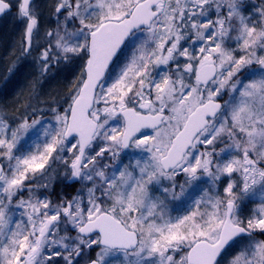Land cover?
Masks as SVG:
<instances>
[{"label": "snow or ice", "instance_id": "6c2138e0", "mask_svg": "<svg viewBox=\"0 0 264 264\" xmlns=\"http://www.w3.org/2000/svg\"><path fill=\"white\" fill-rule=\"evenodd\" d=\"M15 6L9 76L82 63L66 106L0 107V264H264V0H54L47 46Z\"/></svg>", "mask_w": 264, "mask_h": 264}, {"label": "rangeland", "instance_id": "374dc122", "mask_svg": "<svg viewBox=\"0 0 264 264\" xmlns=\"http://www.w3.org/2000/svg\"><path fill=\"white\" fill-rule=\"evenodd\" d=\"M54 0H35L33 2V7L37 13L38 16V28H37V36L36 39H39L40 41H42L43 39L46 40L45 37V33L47 32V24H49V16L52 18L53 14H52V7L51 5L53 4ZM13 6H15V0H12ZM253 3H259V0H245V4L246 5H251ZM17 8V7H16ZM17 10V9H16ZM249 11H251L252 9L249 7L248 9ZM247 14V13H246ZM55 17V16H54ZM11 19L15 20L13 21V23H9V24H16V27L12 29V32L14 34L17 35V39L13 38L15 37L14 35L9 37V40H7V38L5 37L3 39V37L1 36V29L3 26H1L0 23V52L2 49H4L6 47V45H9V48H11V45H14L16 43H19L25 28V23L22 22L20 19L17 18V12H15L14 14L11 15ZM10 19V20H11ZM11 20V21H12ZM53 24H56V19H54ZM56 27V25H55ZM10 29V30H11ZM3 32V31H2ZM8 37V35H6ZM3 40V41H2ZM36 50V49H34ZM20 57V54L19 56ZM17 57V58H18ZM34 55L32 54V56L27 57V58H23L21 57L19 59V63L17 65V67L19 68V72H23L24 75H27L25 78L23 77V75H20L21 77H16L17 73L16 71L9 76L8 73V68L12 65L13 61H16L15 58L11 57H4L1 53L0 56V99L3 97V92H5V89L7 91L10 90V94L12 96H14V102L10 101L8 96H7V92L4 95V103L0 102V106L4 107L8 110L9 114H12L15 110V108L18 106V102L19 100H21V95L23 97H29L31 96L32 99L34 98H39L41 99V94H40V90L42 89V92L45 93L47 90H52V88L46 83L44 84L46 81H48L49 79L50 82H55V80L58 78V75L54 76L53 73H51L52 71H49V73L43 77H41L39 75V71L37 67H34V60H33ZM37 68V70H36ZM68 72L70 74H72L71 70H68ZM5 77H8L7 81H5ZM16 78V79H14ZM19 78V79H18ZM72 78V77H71ZM35 81V84L32 85L30 82ZM31 85V86H30ZM45 99V98H44ZM44 99L40 100L44 101ZM62 98H60V100L58 101L61 102ZM52 100L48 101V104L55 106L54 103H51ZM20 103V102H19ZM3 104V105H2ZM56 104V103H55ZM49 117L51 116V113L47 114ZM142 154L135 152L132 149L127 150V154L123 156V162L124 163H128L129 160H135L136 158H139ZM110 162V161H109ZM53 167H57L56 165H53ZM60 173L62 174L63 169H59ZM56 180H60L61 182H64L63 179L61 178V176H57L56 179L54 180V182ZM178 182H182L184 180V176L181 174L178 178H177ZM167 183V182H165ZM204 187H206L207 185H203ZM80 187V185H79ZM154 195H159V192H154ZM198 194V193H197ZM25 195H27V193H25ZM58 196V191H56L54 188L52 189V198L56 199ZM72 196H70L71 198ZM255 207V204L252 202L247 203L245 209H244V213L245 215H247L251 209ZM173 215H176V212L172 213ZM259 237H264V236H258L257 239H260ZM95 253L92 252L91 256L94 257ZM89 257L88 256H84L81 257L79 260V264H85L88 261Z\"/></svg>", "mask_w": 264, "mask_h": 264}, {"label": "trees", "instance_id": "16d2710c", "mask_svg": "<svg viewBox=\"0 0 264 264\" xmlns=\"http://www.w3.org/2000/svg\"><path fill=\"white\" fill-rule=\"evenodd\" d=\"M16 6H13L12 8V12L8 15H6L5 17H3L1 20H0V23H1V26L2 29H1V36L3 37V39L6 37L7 40H9V37L11 36H15L13 37L14 39L18 38L16 34H14L12 32V29L11 28H15L16 27V24H9V23H13V21L15 20H12L11 19V15L14 14L15 12H17L16 10ZM12 21H11V20ZM55 17L53 15V17L51 18L49 16V24H47V29L48 30H54L56 27L55 25L56 24H53V21H54ZM11 29V30H10ZM47 30V31H48ZM3 31V32H2ZM8 35V37L6 36ZM1 38V37H0ZM18 40V39H17ZM3 41V40H2ZM44 41L45 39H43L41 41L42 44H44ZM12 47L9 48V45H6V47L4 49L1 50L0 52V56H1V53L4 57H11L12 58V61H13V58H15V60H17V57L19 56L20 54V42L19 43H16L14 45H11ZM44 46H47L46 44H44ZM35 56L38 55V49L36 50H33V53H32ZM82 62L79 61V60H75L73 62H70V63H65L63 61H61V63L59 65H53L52 68L50 69V71H52L51 73L54 74V76L58 75V78L55 80V82H50V80L52 79H49L48 81H46L44 84H48L52 90H47L45 93L42 92V89L39 91L40 94H41V99L39 98H34L31 103L33 105H36L37 107L39 108H43V109H47L48 106H50V104H48V101L49 100H52L51 103H54L55 106L59 105L61 107L63 106H66L63 104V101L65 100L66 96H67V93L69 92V89L71 88L75 78L79 75V71H80V64ZM34 67H37L35 61H34V64H33ZM37 70V68H36ZM68 70H71L72 71V74H70L68 72ZM17 73L16 77H21L20 75H23V77L25 78L27 75H24L23 72H19V68L17 67L16 70H15ZM72 77V78H71ZM16 79V78H14ZM19 79V78H18ZM32 85L35 84V81L33 82H30ZM31 86V85H30ZM7 92V96L9 98L10 101L14 102V96H12L10 93V90L7 91L5 89V92H3V97L0 99V102L1 103H4V95L6 94ZM1 95V93H0ZM14 97V98H13ZM45 98V99H44ZM60 98H62V101L58 103V101L60 100ZM44 99V101H41ZM20 103H23V100H19ZM56 103V104H55ZM3 105V104H2ZM53 106V104L51 105ZM53 106V107H55ZM1 107V106H0ZM6 109V108H5ZM7 110V109H6ZM8 111V110H7ZM9 113V112H8ZM50 112H47L46 114H49ZM61 181L60 180H56L54 182V186L53 188L57 191V189L61 188V185H60ZM259 235H257L258 237ZM260 239H264V237H259Z\"/></svg>", "mask_w": 264, "mask_h": 264}, {"label": "flooded vegetation", "instance_id": "af4514ba", "mask_svg": "<svg viewBox=\"0 0 264 264\" xmlns=\"http://www.w3.org/2000/svg\"><path fill=\"white\" fill-rule=\"evenodd\" d=\"M60 185H61V188L57 189L58 194L62 193L64 196L68 198H70V196L75 195L76 189L79 188V183L69 184L64 181V182H61Z\"/></svg>", "mask_w": 264, "mask_h": 264}, {"label": "water", "instance_id": "95a60500", "mask_svg": "<svg viewBox=\"0 0 264 264\" xmlns=\"http://www.w3.org/2000/svg\"><path fill=\"white\" fill-rule=\"evenodd\" d=\"M33 1H34V0H32V3H33ZM11 10H12V8H11ZM11 10H10V11H7L5 14L0 15V19H1L3 16L7 15L9 12H11ZM86 264H87V263H86Z\"/></svg>", "mask_w": 264, "mask_h": 264}]
</instances>
